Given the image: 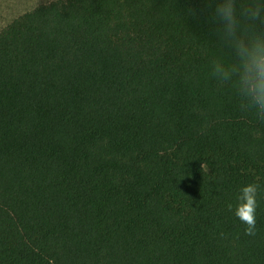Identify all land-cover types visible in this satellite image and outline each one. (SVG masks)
Instances as JSON below:
<instances>
[{"label": "trees", "instance_id": "obj_1", "mask_svg": "<svg viewBox=\"0 0 264 264\" xmlns=\"http://www.w3.org/2000/svg\"><path fill=\"white\" fill-rule=\"evenodd\" d=\"M219 2L50 0L0 31V264H264V121L212 75L238 63Z\"/></svg>", "mask_w": 264, "mask_h": 264}, {"label": "clouds", "instance_id": "obj_2", "mask_svg": "<svg viewBox=\"0 0 264 264\" xmlns=\"http://www.w3.org/2000/svg\"><path fill=\"white\" fill-rule=\"evenodd\" d=\"M213 19L220 25L223 39L235 50L238 63L225 66L217 62L212 75L221 83L236 77L237 88L245 103L242 111H252L264 121V38L258 33L256 23L264 24V0H220L216 4ZM255 29V31H253ZM247 40V42H245ZM260 186L256 183L243 186L237 197L234 214L245 225L244 233H257V209ZM233 211L232 204L228 205Z\"/></svg>", "mask_w": 264, "mask_h": 264}, {"label": "rangeland", "instance_id": "obj_3", "mask_svg": "<svg viewBox=\"0 0 264 264\" xmlns=\"http://www.w3.org/2000/svg\"><path fill=\"white\" fill-rule=\"evenodd\" d=\"M50 0H0V31L19 16Z\"/></svg>", "mask_w": 264, "mask_h": 264}]
</instances>
